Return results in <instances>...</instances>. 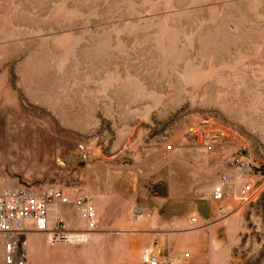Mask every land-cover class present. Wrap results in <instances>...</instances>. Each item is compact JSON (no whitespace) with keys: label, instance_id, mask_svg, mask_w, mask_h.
<instances>
[{"label":"rangeland","instance_id":"rangeland-1","mask_svg":"<svg viewBox=\"0 0 264 264\" xmlns=\"http://www.w3.org/2000/svg\"><path fill=\"white\" fill-rule=\"evenodd\" d=\"M201 119L226 132L225 154L187 136ZM243 147L260 194L224 201L241 206L222 213H238L228 264H264V0H0V192L130 190L133 165L162 158L205 200ZM63 209L53 219L86 235L30 233V264H139L132 239L85 233Z\"/></svg>","mask_w":264,"mask_h":264},{"label":"crops","instance_id":"crops-1","mask_svg":"<svg viewBox=\"0 0 264 264\" xmlns=\"http://www.w3.org/2000/svg\"><path fill=\"white\" fill-rule=\"evenodd\" d=\"M161 159L133 165L131 191L109 183L87 195L98 214L99 229L132 239L131 254L138 257L139 264L147 250L171 257L174 264H228L233 248L229 225L238 213L227 217L221 208L235 209L237 205L215 201L212 188L207 199L196 200V193L181 183L179 170H172L169 177L163 175ZM63 207L56 205L51 215L55 210L64 212ZM140 214L144 217L137 219ZM194 217L196 224L192 223ZM186 253L188 259H184Z\"/></svg>","mask_w":264,"mask_h":264},{"label":"built area","instance_id":"built-area-1","mask_svg":"<svg viewBox=\"0 0 264 264\" xmlns=\"http://www.w3.org/2000/svg\"><path fill=\"white\" fill-rule=\"evenodd\" d=\"M187 136L192 137L208 153L217 149L226 153L227 138L225 131H218L210 119H201L191 125ZM218 136L220 141L211 139ZM171 150L172 147L168 146ZM81 160L86 161L90 156V149L84 145L78 146ZM225 171L220 175V185L213 191V199L225 203L228 198L247 205L255 201L260 194V187L250 182L252 166L247 147L224 159ZM56 205L73 206L78 209L86 223L85 233H90L99 227L100 221L95 207L88 196L74 189H42L37 191L23 188L5 189L0 192V234L4 236L3 264H30L28 244L29 234L32 232L47 235V242L71 243L74 239H82L86 234L75 235L69 224L63 218L53 219L51 211ZM241 207L240 205L237 207ZM230 209L223 206L222 213ZM140 214L137 219H142ZM196 224L197 219L192 218ZM190 257L189 253L184 259ZM179 262L180 258H175ZM142 264H174V259L162 256L152 250L142 255Z\"/></svg>","mask_w":264,"mask_h":264}]
</instances>
